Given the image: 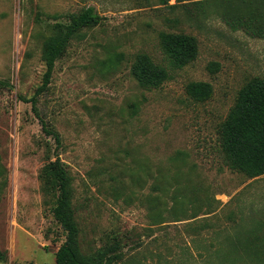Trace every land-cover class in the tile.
Listing matches in <instances>:
<instances>
[{"label": "rangeland", "instance_id": "rangeland-1", "mask_svg": "<svg viewBox=\"0 0 264 264\" xmlns=\"http://www.w3.org/2000/svg\"><path fill=\"white\" fill-rule=\"evenodd\" d=\"M175 3L0 0V80L12 84L0 87V264H56L66 231L43 174L57 157L86 256L114 247L112 264H230L238 238L264 222V175L231 169L219 135L241 88L264 77V37L232 30L215 4L191 18ZM88 7L103 20L75 35L38 96L57 143L20 95L43 82L53 24ZM162 32L195 36L199 53L148 89L132 67L144 53L167 65ZM191 81L210 82L212 97H190Z\"/></svg>", "mask_w": 264, "mask_h": 264}, {"label": "trees", "instance_id": "trees-1", "mask_svg": "<svg viewBox=\"0 0 264 264\" xmlns=\"http://www.w3.org/2000/svg\"><path fill=\"white\" fill-rule=\"evenodd\" d=\"M162 1L169 4V0ZM206 4H215L219 17L232 30H242L253 37H264V0H176L171 6H182L193 18L200 17L196 14ZM102 20L103 17L93 7H88L71 14L68 22L53 24L54 33L44 43L46 71L43 82L33 96L28 98L20 95V99L32 103L44 132L53 136L57 143H61L60 134L40 115L38 96L49 88L56 63L64 56L75 35L84 28L100 24ZM160 37L167 65L155 62L144 53L137 56L132 67L138 83L148 89L161 87L170 78V69L185 67L199 53V44L193 35L162 32ZM212 64L218 68L217 63ZM4 86L12 87V84L0 80V87ZM186 91L194 100L206 101L213 95V86L207 81H191L187 84ZM219 135L225 161L231 169L250 178L264 175V77H254L241 88L234 106L219 127ZM43 177L57 192L53 213L66 231V240L56 252V264H112L117 256L114 247L92 256H86L80 250L79 227L71 202L70 175L65 163L59 157L50 161L44 168ZM232 249L239 256L229 260L230 264H234L237 259L264 264V222H256L246 230ZM7 259L8 251L0 249V260Z\"/></svg>", "mask_w": 264, "mask_h": 264}]
</instances>
